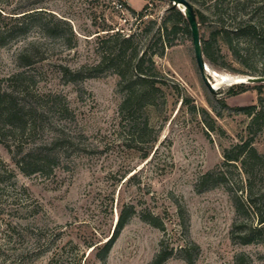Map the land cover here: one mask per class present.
Instances as JSON below:
<instances>
[{
  "label": "rangeland",
  "instance_id": "1",
  "mask_svg": "<svg viewBox=\"0 0 264 264\" xmlns=\"http://www.w3.org/2000/svg\"><path fill=\"white\" fill-rule=\"evenodd\" d=\"M215 1L189 0L195 15L210 13L211 21ZM251 1L253 5L264 2ZM119 4L124 5L123 11L116 8ZM171 7L168 0H0V8L9 16L44 10L67 21L74 34V38L56 39L36 24L0 47V90L12 91L15 84L8 79L27 72L31 87L25 99L39 109L38 127L20 143L1 136L0 264H49L51 260L152 264L161 242L174 249L164 264H188L187 256L179 253L183 245L191 250L193 264H235L240 254L249 256L253 264H264V243L243 244L238 238L241 232L234 234L237 222L256 226L254 217L237 216L224 186L197 190L201 176L211 170L224 171L231 182L243 179L238 166L223 167L224 149L250 138L264 153V123L250 130L251 117L233 110L261 99L264 103V86L258 87L264 84H252L238 95L229 92L246 77L264 76L259 49L249 48V66L233 59L226 48L225 68L207 62L212 91L199 72L191 32L186 33L181 24L176 45L164 57H155L165 85L158 96L160 105L147 110L149 131L142 140L119 115L123 94L116 74L107 70L78 83L65 76L64 68L75 71L99 63V38L108 33L105 30L126 37L135 33L139 39L150 21H156V30ZM143 12L146 16L141 19L138 14ZM14 24L15 18L2 21L3 26ZM36 46L39 55L27 66L21 55L33 54L30 49ZM183 96L191 97L209 116L203 121L192 115L188 106L181 105ZM56 98L68 106L69 114L57 108L42 113V106L48 109L46 103ZM55 138L68 143L56 148L60 158L53 171L23 174L14 160L21 159L19 151ZM146 152L150 154L144 159ZM253 201L260 203L256 196ZM128 206L136 214L101 262L90 246L101 247L112 240L120 211ZM149 213L164 229L143 220Z\"/></svg>",
  "mask_w": 264,
  "mask_h": 264
},
{
  "label": "trees",
  "instance_id": "2",
  "mask_svg": "<svg viewBox=\"0 0 264 264\" xmlns=\"http://www.w3.org/2000/svg\"><path fill=\"white\" fill-rule=\"evenodd\" d=\"M211 10L212 21L210 13L201 11L196 13L201 25L203 54L210 65L219 69L225 68L222 63L226 58L223 48L227 49L233 59L245 66H249L251 55L248 51L252 46L259 49L260 56L264 58V2L253 5L251 0H216ZM22 14L20 17L9 16L0 8V47H5L18 36L26 34L36 24H39L42 31L56 39L65 38L67 35L74 38L72 28L67 21L57 18L51 13L33 9ZM145 16L144 12L138 14L141 19ZM47 17L52 19L47 20ZM14 18V25H2V21H12ZM181 24L184 25V31L190 34L185 16L177 8L171 7L163 16L160 26L155 30L156 21H150L142 31L143 37L140 35L139 39L135 33L126 37L119 31L105 30L108 33L99 38L102 51L99 63L75 71L64 68L65 76L70 82L78 83L86 78L100 76L107 70L116 74L120 78L119 91L123 94L119 115L123 121L127 122L132 134H137L138 138L142 140L148 136L149 131L147 110L160 105L158 96L160 92H163L165 85L164 77L157 68L155 57H164L166 51L176 45L175 37L181 30ZM30 50L33 51V54L23 53L24 55H21V59L27 62V66H30L32 59L39 55L38 46L32 47ZM30 78L27 72L15 73L8 79L12 84H15V89L12 91L0 90V142H4L1 137L3 136V138H13L20 143L23 138L38 127L36 113L39 112V109L25 99L30 93ZM262 86L264 85L258 87ZM249 88L250 85L247 84H235L229 92L232 95H238L246 92ZM58 98L60 99V97ZM181 99V105L188 106L192 115L200 117L203 121L209 116L208 111L204 108L199 109L191 97L183 96ZM46 105L49 106L48 109L42 106L44 114L49 110H56V108L62 114L70 112L68 106L62 105L57 98L51 103L47 102ZM223 105L227 107L224 102ZM233 110L251 117L250 130L254 126H262L264 123L262 99L258 104L236 107ZM211 129L213 130L214 127ZM67 143V139L55 138L50 143L31 148L27 152L22 149L18 153L22 156L21 159L14 157V160L23 174L27 176L37 173L49 174L58 164L57 160L60 158V155L55 151L56 148H65L62 145L66 146ZM149 154L146 152L143 158L146 159ZM224 166H238L243 179L239 182H231L224 171L211 170L201 176L197 190L224 186L232 196L237 216L240 218L251 214L257 223L254 226L253 223L247 225L237 222L234 234L241 232L238 233V238L243 244L264 243V153H261L254 145L253 139L241 140L231 148L223 150ZM254 196L258 197L260 201L258 205H254ZM135 214L136 210L133 206L123 208L116 222L112 240L101 247L100 245L90 246L93 247L92 252L97 250L96 256H99L101 262L107 259L115 240ZM142 218L148 224L164 229L159 219L150 213L143 215ZM160 245V251L152 264H164L173 254L174 249H169L166 243L161 242ZM193 248H197V246L194 245ZM190 251L188 245H183L179 249L180 254H183L184 257L187 256V260H185L188 264H193L194 260L190 256ZM49 264H59V262L51 260ZM235 264H253V260L245 254H240L236 257Z\"/></svg>",
  "mask_w": 264,
  "mask_h": 264
},
{
  "label": "water",
  "instance_id": "3",
  "mask_svg": "<svg viewBox=\"0 0 264 264\" xmlns=\"http://www.w3.org/2000/svg\"><path fill=\"white\" fill-rule=\"evenodd\" d=\"M172 3V7L178 8L185 18L187 19V22L189 24L190 32L192 35V42H193V48H194V55L196 59V63L199 69V72L203 78L204 83L214 91L215 89L213 86H211L209 77L207 75V68L209 67L205 56L203 54L202 50V43H201V35H200V28L199 23L197 21V17L195 15V12L193 10V7L191 3L188 0H168ZM184 8V10H183ZM210 76V75H209ZM245 82L240 84H264V76H257V77H246Z\"/></svg>",
  "mask_w": 264,
  "mask_h": 264
},
{
  "label": "built area",
  "instance_id": "4",
  "mask_svg": "<svg viewBox=\"0 0 264 264\" xmlns=\"http://www.w3.org/2000/svg\"><path fill=\"white\" fill-rule=\"evenodd\" d=\"M118 10H120V11H123V9H124V5L123 4H119V5H117V7H116Z\"/></svg>",
  "mask_w": 264,
  "mask_h": 264
},
{
  "label": "bare ground",
  "instance_id": "5",
  "mask_svg": "<svg viewBox=\"0 0 264 264\" xmlns=\"http://www.w3.org/2000/svg\"><path fill=\"white\" fill-rule=\"evenodd\" d=\"M214 88V87H213Z\"/></svg>",
  "mask_w": 264,
  "mask_h": 264
}]
</instances>
